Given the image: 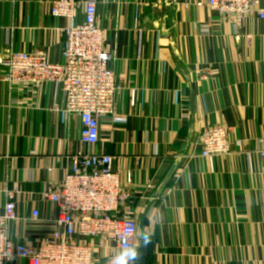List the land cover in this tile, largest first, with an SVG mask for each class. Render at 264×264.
<instances>
[{
	"label": "crops",
	"instance_id": "0c3cea01",
	"mask_svg": "<svg viewBox=\"0 0 264 264\" xmlns=\"http://www.w3.org/2000/svg\"><path fill=\"white\" fill-rule=\"evenodd\" d=\"M54 1L0 0V61L8 50L61 61L70 22L51 14ZM198 1H97L120 91L92 150L113 157L124 183L131 173L136 222L151 216L141 264H264V20H223ZM4 73L0 64V214L17 191L10 235L36 246L53 225L32 222V209L56 216L46 193L88 149L60 85L9 86ZM214 124L229 128L230 149L203 158L199 136Z\"/></svg>",
	"mask_w": 264,
	"mask_h": 264
},
{
	"label": "built area",
	"instance_id": "2783aa9c",
	"mask_svg": "<svg viewBox=\"0 0 264 264\" xmlns=\"http://www.w3.org/2000/svg\"><path fill=\"white\" fill-rule=\"evenodd\" d=\"M98 0H55L51 14L65 18L61 61L52 64L43 52L8 50L0 61L9 86L60 85L66 97L65 113L77 116L81 123L80 140L87 151L74 157L64 180L46 193L56 206L55 217L41 218L33 208L32 222L53 225L51 234L36 246L15 242L10 224L20 220L17 214V191H5L6 204L0 214V264H105L114 250L117 234H131L135 226L130 190L132 175L125 183L113 167V157L96 154L100 121L115 118L114 104L120 87L111 68L112 54L105 47L104 34L97 24ZM179 1V0H175ZM197 8H207L223 20L245 23L252 16L264 20L259 0H200ZM79 9L84 11L81 24L75 22ZM201 157H218L230 149L229 128L223 124L205 126L199 136ZM264 162V147L258 150Z\"/></svg>",
	"mask_w": 264,
	"mask_h": 264
},
{
	"label": "clouds",
	"instance_id": "9594fccd",
	"mask_svg": "<svg viewBox=\"0 0 264 264\" xmlns=\"http://www.w3.org/2000/svg\"><path fill=\"white\" fill-rule=\"evenodd\" d=\"M146 218L149 223H135L130 235L117 234L113 237L114 250L105 259V264H141V249L152 244L154 237L153 221L147 212Z\"/></svg>",
	"mask_w": 264,
	"mask_h": 264
}]
</instances>
